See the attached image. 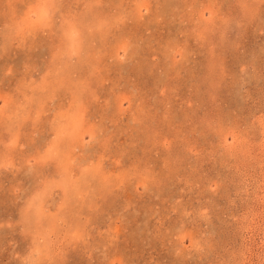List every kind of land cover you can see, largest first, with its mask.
<instances>
[{"label": "rangeland", "instance_id": "374dc122", "mask_svg": "<svg viewBox=\"0 0 264 264\" xmlns=\"http://www.w3.org/2000/svg\"><path fill=\"white\" fill-rule=\"evenodd\" d=\"M0 264H264V0H0Z\"/></svg>", "mask_w": 264, "mask_h": 264}]
</instances>
